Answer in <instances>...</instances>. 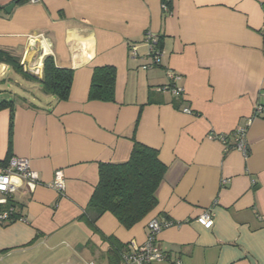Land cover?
<instances>
[{
    "label": "crops",
    "instance_id": "obj_1",
    "mask_svg": "<svg viewBox=\"0 0 264 264\" xmlns=\"http://www.w3.org/2000/svg\"><path fill=\"white\" fill-rule=\"evenodd\" d=\"M167 1L171 13L163 0H0V49L23 64L0 62V93L21 88L11 129L10 110H0V162L28 158L41 181L12 195L28 222L0 224V264H85L104 256L103 234L132 251L153 217L176 224L157 238L170 258L148 264H264V112L254 116L264 107V0ZM149 31L162 63L145 69ZM47 55L74 71L67 100L43 90ZM104 65L117 69L113 102L89 99ZM243 129L248 156L233 147ZM135 141L167 165L158 206L130 229L106 212L95 230L88 208L100 164L127 161ZM59 170L62 192L50 185ZM207 210L209 227L199 220Z\"/></svg>",
    "mask_w": 264,
    "mask_h": 264
},
{
    "label": "trees",
    "instance_id": "obj_2",
    "mask_svg": "<svg viewBox=\"0 0 264 264\" xmlns=\"http://www.w3.org/2000/svg\"><path fill=\"white\" fill-rule=\"evenodd\" d=\"M22 1L26 0H15V2ZM171 3L163 0V4L169 8L168 11L164 12H172ZM2 9L3 7L0 6V12ZM160 49V40L157 34V42L152 55H158L161 51ZM0 62L10 64L14 69L23 71L21 59L10 51L0 49ZM161 63L162 61H159V65ZM73 77V69L58 66L54 56L47 55L44 58L41 84L46 94L54 95L59 101L67 100L71 94ZM116 79L117 69L115 66L104 65L95 67L89 90V99L105 102L115 101ZM14 107L15 100L6 98L0 100V110L9 109L11 112L10 129L14 119ZM248 154L249 147L247 156ZM166 170L167 165L161 161L158 149L138 141H135L132 154L127 161L101 163L99 183L88 208L89 213L92 211L94 213L93 217L89 216L91 225L96 230L95 222L106 212L112 213L127 229L150 217L158 206L157 191L164 179ZM7 201L3 207L13 208L10 217L15 219L21 216L22 213L17 209L18 204L15 198L8 196ZM153 218H150L149 221ZM159 220L176 224L175 221L168 218ZM103 238L109 243V247L103 256L108 264H129L127 257L135 250H129L127 244L120 241L115 235L103 234ZM165 252L167 255L169 254L167 251Z\"/></svg>",
    "mask_w": 264,
    "mask_h": 264
},
{
    "label": "built area",
    "instance_id": "obj_3",
    "mask_svg": "<svg viewBox=\"0 0 264 264\" xmlns=\"http://www.w3.org/2000/svg\"><path fill=\"white\" fill-rule=\"evenodd\" d=\"M31 3H38L42 0H29ZM163 9L168 11L169 8L165 4H163ZM146 41L149 46V63L144 64L143 67L145 69L151 68L155 65H159V61H161V51L158 55H152L154 51L155 43L157 42V35L152 32H147L145 34ZM134 53L136 54V48L134 47ZM176 94L182 95V90L177 87H171L170 85H165L162 87H158V90L169 89ZM184 112H191V109L188 107H183ZM264 112V107L262 105H258L255 108L254 116L260 115ZM251 120H249L250 122ZM221 139L226 140L225 136H221ZM235 149L242 151L246 156L248 153V142L246 137L245 130H241L240 132L235 134V143L233 145ZM227 182V181H224ZM41 184L38 173L31 168V163L28 158L25 157H12L10 160L6 162H0V193L3 195L0 198V204H6L8 196H12L14 193L19 191L21 188L25 187L30 192L34 191L35 188ZM50 185L62 192L66 188V180L64 173L62 171H57L55 176L50 183ZM13 212V208L6 207L0 210V224L5 225L10 222L15 221H24L28 222L27 218L24 216H19L15 219L10 217ZM199 220L207 225L208 227L212 225L213 218L211 212L209 210L205 211L199 218ZM173 225L169 221H160L158 218H153L149 221L147 227V237L143 244L137 246L134 252H131L127 257L129 264H148L153 261H162L167 260V253L161 249L158 245L157 238L158 234L165 228ZM88 264H94L93 262ZM175 264H181L180 260H177Z\"/></svg>",
    "mask_w": 264,
    "mask_h": 264
},
{
    "label": "rangeland",
    "instance_id": "obj_4",
    "mask_svg": "<svg viewBox=\"0 0 264 264\" xmlns=\"http://www.w3.org/2000/svg\"><path fill=\"white\" fill-rule=\"evenodd\" d=\"M18 81H21L22 82L23 80L20 79ZM9 84L12 85L11 86L12 88L9 87V88H11L10 90H7V91L4 90L3 92H1L2 93V96H5V97H1L2 99L3 98L13 99V98H16V96L13 94V92L14 93H16V92L20 93L21 88L16 83L9 82ZM102 253L103 252H101V251H98V252L95 251V253L93 254V257L90 258V259H88L87 263H85V264H88V263H91V262H93L94 264H108L107 260L102 257L103 256Z\"/></svg>",
    "mask_w": 264,
    "mask_h": 264
},
{
    "label": "water",
    "instance_id": "obj_5",
    "mask_svg": "<svg viewBox=\"0 0 264 264\" xmlns=\"http://www.w3.org/2000/svg\"><path fill=\"white\" fill-rule=\"evenodd\" d=\"M14 6H15V4L12 3V4L8 5V6L5 8V10H6L7 12H10V11L13 9Z\"/></svg>",
    "mask_w": 264,
    "mask_h": 264
}]
</instances>
